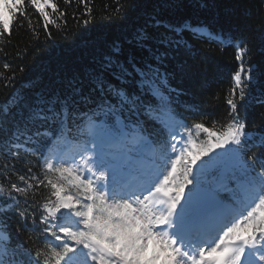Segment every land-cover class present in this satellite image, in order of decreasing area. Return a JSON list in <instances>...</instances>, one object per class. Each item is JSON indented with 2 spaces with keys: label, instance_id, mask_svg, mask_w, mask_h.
<instances>
[{
  "label": "snow or ice",
  "instance_id": "1",
  "mask_svg": "<svg viewBox=\"0 0 264 264\" xmlns=\"http://www.w3.org/2000/svg\"><path fill=\"white\" fill-rule=\"evenodd\" d=\"M80 3L88 25L92 10ZM29 8L46 38L58 21L67 27L54 0H0V40L17 26L39 38ZM136 8L131 0L117 14ZM185 33L238 49L219 129L183 119L176 106L167 64L192 51ZM125 43L127 51L113 44L100 56L86 85L4 102L0 156L23 155L25 174L0 183V264H264V125L241 116L264 105V91L249 87L257 73L245 67L247 43L155 14ZM12 219L23 237L14 244Z\"/></svg>",
  "mask_w": 264,
  "mask_h": 264
},
{
  "label": "trees",
  "instance_id": "2",
  "mask_svg": "<svg viewBox=\"0 0 264 264\" xmlns=\"http://www.w3.org/2000/svg\"><path fill=\"white\" fill-rule=\"evenodd\" d=\"M54 2L66 11L67 27L58 21L60 29L50 26L52 37L46 38L41 24L37 23L40 17L29 8L39 38L27 26H17L10 41L0 40V111L6 109L4 102L13 94L31 100L41 93L67 94L78 80H84L86 85V74L100 56L113 44H123L127 51L126 37L134 26L148 22L151 14L163 24L206 25L226 39H243L250 49L245 54V67L250 63L257 73L249 87L253 95L264 91V78L258 74L264 71V0H136L137 8L127 19L118 16L117 8L131 0H87L92 12L90 17L83 15V18L90 19L88 25L81 22L85 7L80 0H72L70 5L64 0ZM149 30L165 31L163 27ZM185 36L194 45L192 51L181 50L167 64L170 86L180 93L176 106L183 119L191 122L202 118L206 126L212 127L211 122H215L219 129L228 119L226 96L239 67L238 49L207 39H193L188 33ZM5 64L9 67L5 68ZM197 111L199 115L194 114ZM244 115L251 125H264V105L241 109V116ZM52 149L62 151L63 146L54 144ZM22 160L23 155L21 161L0 156V183L17 182L18 175L25 174ZM9 226L14 244L23 237L16 234L14 219L9 221Z\"/></svg>",
  "mask_w": 264,
  "mask_h": 264
}]
</instances>
